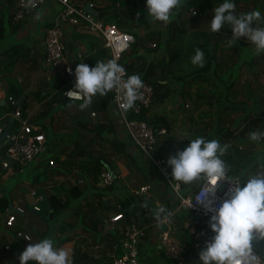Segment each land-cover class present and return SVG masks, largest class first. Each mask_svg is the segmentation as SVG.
<instances>
[{"label":"trees","instance_id":"trees-1","mask_svg":"<svg viewBox=\"0 0 264 264\" xmlns=\"http://www.w3.org/2000/svg\"><path fill=\"white\" fill-rule=\"evenodd\" d=\"M117 2L121 6V10L119 12H116V9H114L116 8L115 6H117ZM221 3H223V0H182V7L175 11L173 19L166 25L163 32L160 31L165 34L161 46L159 43H154L153 47L147 46L144 43L146 39H152L148 37V35H150V30L140 34L136 31V27H134V25L145 23L142 18V12L144 10H141L142 6H140V0H138V5L135 0H111L110 4L105 8L99 9L94 6V8L98 10L97 16L100 18L104 14L109 13L110 18L108 19L116 20L121 18L125 22H128L116 24L120 31L128 32L134 37V41L129 45V47L121 52L119 62L126 69L128 75L139 74L142 80H145L152 85L154 92L153 102L155 105L150 109H145L132 115V118H141L154 127L162 125L169 129L170 121L165 112L168 109L165 106V103L173 91L176 90L180 93L181 98L185 97L189 99L191 96L189 88H191L194 83H200L199 89H202L203 84L208 81H220L223 85L219 87L213 85L208 89V92H206L207 94L201 93L200 91H197L196 93L197 101L194 102V107H199L200 104H204L206 102L210 108H215L214 112H207V115L213 116L215 120L212 123L204 121L205 125L214 124L212 125L213 128L208 132H203V135H201L202 128H197L195 137H203L205 140H211L214 137L212 135H218L217 137L220 139V143L222 145H228L224 142V138L226 139L232 136L233 133L232 131L225 130V123L230 122L238 127L246 118L249 117L250 111L252 110L249 107L250 105L245 101H233L228 99V90L233 84L234 77L236 76L240 65L237 63L230 67H226V69L222 70V73H224V76L222 75L223 77H215V74L217 75V72L215 71L217 62L216 56L209 51L207 46L197 44L193 45L191 48H200L205 51V66L202 68L198 67L187 73L176 75L172 72V62L176 57V52L170 46L172 41L179 42L182 39L185 32L184 19H182V15H184L190 7H197L201 12H205L207 10L215 9ZM176 15L178 16L177 19ZM8 17L4 20L0 13V40L4 38L7 28L10 26V17ZM21 23L15 25L13 29L18 28ZM50 26V22L44 23V27L46 29ZM228 27V25H225L221 29L225 30ZM106 56L109 59L108 49H99L86 53L82 58V62L90 67H94L97 61H105L104 58ZM40 59L41 54L29 38H25L20 42H15V44H11L6 49L0 51V75L4 72L7 74L12 73L17 67L23 65H27L30 70L36 73L39 71ZM1 81L2 79L0 77V82ZM67 83L68 80H66L63 76H59L57 85L54 86L53 91L49 93L45 89H33L28 83L24 86L20 85L17 83L16 78L5 76V82L3 83L5 102L9 103L7 98H13L14 91H16L19 95L27 92V96L24 97L21 107L19 108L20 115L25 117L26 110L29 105V96H32L31 99L41 101L49 95L50 104L38 111L33 117L29 118L28 121L40 126L44 130L45 152L43 157L44 159H47V157L52 158L58 167L51 168L48 166L47 160L46 166L43 167V170L29 179V185L38 186L39 184L44 183V181L52 177V172L54 174H59L61 166L74 170L77 172L76 174L82 176L81 183L69 182L65 184L64 191L61 196H56L52 192H46L48 193L47 198L52 211L51 220L58 222L57 229L61 233L60 235H63L59 236V239L68 234V236H70L73 240L70 258L72 264H108L109 257L106 253L108 250L113 248L117 240L122 236L125 227L131 223L133 210L136 208L142 209L152 203H148L146 200L139 198V196H136L131 192L126 193L122 199L117 197L114 198L116 196V191L119 189L118 179H114V181L108 186L97 184L98 169L101 165H107L115 175L118 174L114 171L111 164L112 162L105 156V154L100 153L96 155H89L86 157L87 160L82 165H80L81 163L73 164L71 152L66 151L69 143L71 142L67 136L65 138L67 139L66 143H64L56 151H49L48 148H55L57 146L55 140L58 138V136L51 131L52 125L54 122H57V124L61 121L65 122L67 120L66 117L69 118L68 113L64 112V107L74 102L66 99L62 94V88L66 86ZM173 86L176 88L173 89ZM213 95L216 99L214 103H212ZM80 103L81 101H76L75 104L79 106ZM5 104L0 105V109L2 112L8 113L11 109V104L8 108H6ZM257 104L258 103H252V106ZM104 105L105 101L103 99L96 98L93 99L90 107L85 110L90 113L92 110ZM162 111L165 113H162ZM60 112L62 113L57 115V113ZM235 113L236 116L234 118L228 117ZM261 113L264 115V109ZM71 116V118H74L73 115ZM7 118L8 116H3L2 120L7 121ZM47 119L48 123H45V120ZM76 122L81 127L87 128L84 117L82 119H76ZM105 127H107L106 131L113 130V127L110 125ZM101 128H104V126L93 125L91 128L86 129L85 132L94 131V136L101 139L105 136L104 131H100ZM210 132L212 133L210 134ZM87 135H81V139L84 141L83 143L89 141L90 138L92 139V137L89 138ZM127 138L131 143L128 135ZM104 141L107 143V148L110 152L117 155V158L123 159L127 168H132L135 171L140 184L153 183L148 169L142 166L139 158L129 149L126 141L120 140L114 135L110 138L106 137ZM75 142L77 145L76 149L82 152V145L77 141ZM90 142H93V139ZM185 147H187L186 143L183 146L173 148L169 142L168 146L164 147L161 152L159 151L160 153L158 152V154H165L168 156L175 155L177 151H181ZM64 152L67 154V159L61 158V155L64 154ZM0 155H3L2 147H0ZM262 156H264V151L262 153H256L255 150L242 148L239 145H229L227 152L222 158L230 167V173L239 175L243 182L247 180L248 176L260 170L261 167L264 166V159H258V157ZM14 165L17 166L16 168H20L21 166L19 164ZM89 179H91L92 182H90ZM164 185L167 186L165 183ZM186 186L187 185H184V188ZM26 190L27 188H24L22 191L25 192ZM87 190H89L90 193H87ZM112 198H114L115 201H113ZM0 202H2L0 210H3L8 202L4 197H0ZM118 204L120 205L119 207L117 206ZM71 206L72 208L69 210V207ZM153 206L154 209L151 208L152 210L150 211L151 218H154L155 216L154 210L156 209V204L153 203ZM117 211L122 212L123 217L114 223L108 224L107 222L109 217ZM177 217L181 218L182 215L179 214ZM148 235L149 234L147 233L145 254L150 256L152 253L158 251V247L154 242L155 239L149 240ZM256 242L257 241L253 242L254 248L259 247L256 246ZM262 242H264V240H262ZM119 253L120 247L116 246V254ZM157 262L158 261L154 262V264H172Z\"/></svg>","mask_w":264,"mask_h":264},{"label":"crops","instance_id":"crops-1","mask_svg":"<svg viewBox=\"0 0 264 264\" xmlns=\"http://www.w3.org/2000/svg\"><path fill=\"white\" fill-rule=\"evenodd\" d=\"M76 0H74L75 2ZM95 7L102 9L105 8L107 5L110 4L111 0L109 1L108 4H103L105 2H103L102 0H92ZM141 4L140 6L143 4L142 6V10H144L142 12V18L144 19L145 23H141V24H137L134 25V27H136V31L139 32L140 34L146 32L147 30H152L154 28H156L159 31H162L166 28L167 24H158L155 25L154 23L157 21H153L152 18L147 14V10H146V5H145V0H140ZM233 2L236 5V13L240 14V13H247L250 12L252 10H259L262 15H264V0H233ZM2 3H5V1H3ZM13 4H14V0H8L7 6H9L10 10H8V16L11 17V12L13 10ZM59 6V8H56V6ZM117 6H115L116 8V12H119L121 10V6L120 4L117 2L116 3ZM139 7V6H137ZM195 8L197 10L196 14H192L191 13V9ZM61 9V5L59 3H57L56 1L53 0H46L45 3L42 5V7L38 8L36 11H31L28 12L24 19L21 21L22 23L19 25L18 28L13 29L12 26H9V30H7V34L12 35L15 39H18V41H22L25 38H29L32 43L37 47L39 53L41 54V59H40V63H39V71L34 73L33 71L30 70V68L27 65H23L20 67H17L12 73L7 74L6 72H4L3 74L0 75L2 81L0 82V99L4 98L5 99V91H4V82H5V76L7 77H14L16 78V81L18 84L20 85H26V83H28L30 85L31 88L33 89H45L48 91L47 88H50L49 86V82L50 80H52L54 78V80L56 81V83H54L53 85L56 86L57 85V80L59 76H63L66 80H68V83L66 84L65 87H74L75 85V80L71 81V79L63 72V70L61 68L56 69L54 72L50 71L49 69L43 68L42 66V58H43V38L45 36V27H44V23H52L53 19L55 18V16L57 15V13L60 11ZM214 10H207L205 12H201L200 10H198L197 7H190L188 9V11L185 12L184 15H182V19H184V28H185V32L184 35L182 37V39L180 41H184V48H183V53L181 54V56H179V53L174 49V41H172L170 43V46L172 47V49L176 52V57L174 58L173 62H172V72L173 74H182V73H187L190 72L196 68H198V66H195L191 63V57L195 54L193 48H191L193 45H205L208 47L209 51L216 56V67H215V71L217 72V75L215 74V77H223L224 73H222L223 69H226V67H230L234 64H239V70L237 71L236 76L234 77V81L232 86L229 88L228 90V99L229 100H235V99H230V96L234 93L235 90H237V87L240 88V90H237L238 94H242V99L238 100V101H245L247 104H249L248 106L250 107V109H252L250 111L249 117H259V118H263L264 115L263 113H261V111L264 109V54L261 55H254L253 54V50H254V46L246 40V38L241 37L239 38L234 46L232 48H230L228 46V41L227 39H230L232 37V32H231V28L230 26L225 29L222 30L220 29L218 32H211L210 31V27L209 24L211 19L213 18L214 15ZM98 11V10H97ZM101 11V10H100ZM0 13L2 15V17L5 15L4 11L1 9L0 7ZM7 16V17H8ZM8 17V18H9ZM110 18L109 13L104 14L101 19L103 20H111V23L114 24H118V22H114L113 20L115 19H108ZM178 18V16L176 15V19ZM123 23H128L123 21ZM260 26H264V23H262ZM158 31V32H159ZM11 33V34H10ZM5 38V37H4ZM4 38L2 40H0V51L6 49L7 47H9L12 43L9 41H6L4 43ZM148 42V40L146 39L144 41ZM65 57H66V63L69 64L73 71L75 72V68L79 63H82V58L84 57V55L86 53L89 52H93L95 50H99V49H106V47H104L103 44V40L101 39V37L95 33H91L89 32L84 26L82 25H77V26H73V27H66L65 28ZM80 49H84V52L81 54L79 52ZM204 51V50H203ZM205 53V51H204ZM105 61L108 60L107 56L104 58ZM205 61H206V53H205ZM206 63V62H205ZM60 69V70H59ZM223 75V76H222ZM39 76H41V80L39 81ZM4 77V78H3ZM199 84L200 83H194L191 88H189V91L191 93V111L189 109H186L187 113L189 114V116L187 117L188 120L193 123V118L191 117V112L194 109H199L201 106H203L204 104H200L199 107L197 106L196 108L194 107V102L197 101L196 98V93L197 91H200L201 93H205L208 92V89L210 87L214 86H221L223 85L222 82L220 81H208L206 83L203 84L202 89H199ZM210 85V86H209ZM54 86H51L54 88ZM209 86V87H207ZM205 87H207L205 89ZM53 88L51 89L53 91ZM62 88V89H63ZM195 88V89H194ZM198 88V89H197ZM204 89V90H203ZM51 91V92H52ZM49 92V91H48ZM27 93V92H24ZM50 93V92H49ZM30 97V96H29ZM28 97V98H29ZM32 98V96L30 97ZM48 99V105H49V95H47L43 100ZM96 98H101L105 101V105L101 106L95 110H92L91 112H93V115L95 116L94 119H92V114L91 112L88 113L87 110H81L79 108L78 105H76V101L77 100H73L74 102L68 104V105H73L75 106V110L72 112H68L66 111V108L64 107V112L68 113L69 118L66 117V121L65 122H60L59 124H57V122L52 125L51 127V131H53L58 138L55 140V142L57 143V146L55 148H48L49 151L53 150L56 151L58 148H60L64 143L67 142L66 136L72 141V139H74L75 141L79 138H81V136L79 137V135L81 134L82 131V135H86L88 134V137H92L93 139V143L94 142H98V139H100L99 137H95L94 136V131H86L84 130L83 132V127H81L80 125H78V123L76 122V119H82L83 117L85 118V123H86V127L87 129L91 128L93 125H98V126H104V128H101L100 131H106L107 125H110L113 127L112 131H108L106 133V135L104 136V138H101V141H103L105 144H101L102 145H106L107 143L104 141V139L110 138L113 135L120 139V140H124L127 142V145L129 146V149L137 155V157L139 158V161L141 162L142 166L145 167L146 169H148L149 171V175L153 181L152 184H148L150 186V189L148 190V195L151 194L155 201L159 202V189L166 187L164 185V182L161 181V179L155 174L153 168L149 167L148 163L140 157V155L138 154L137 150L135 149L134 145L132 144V142L130 143V141L127 138V132L126 129L117 113V110L115 108V106L111 103L110 101V91L103 97H99L96 96L93 99ZM34 99H29V105L30 102H32ZM41 100V101H43ZM216 101L214 95L212 98V102ZM37 101V100H34ZM38 101V102H41ZM237 101V100H235ZM6 103V102H5ZM82 103V101H81ZM252 103H258L257 107L252 106ZM179 104V103H178ZM178 104H176V107L178 106ZM260 104V106H259ZM28 105V108L26 110V116L29 118L33 117L34 115H31L32 113V109L30 108V106ZM67 105V106H68ZM162 106V105H161ZM165 106L168 108L166 110L169 111L170 105L166 102ZM47 107L46 105H43L42 108ZM159 108V107H158ZM214 108V107H212ZM161 109V108H160ZM209 109H211L209 107ZM215 111V109H214ZM212 111V112H214ZM10 110L9 112H2V110L0 109V122L3 119V116L7 117L10 114ZM57 113V115L61 114ZM162 113H165L164 111H162ZM177 113V112H176ZM178 114V113H177ZM73 115L74 118H71ZM167 117L168 114L166 113ZM118 116V117H116ZM201 116V115H199ZM236 116V113H235ZM234 116V117H235ZM4 121V120H3ZM71 121L73 122V130L69 131L67 129V123ZM190 122V123H191ZM45 123H48V119L45 120ZM64 124V125H62ZM40 127V126H39ZM171 125L169 127V130H171L170 135L167 137V140L170 142V145L173 148H177L178 146H176L174 144L175 141H172L174 135L172 133V129H171ZM41 131L44 134V130L40 127ZM85 129V128H84ZM248 130L250 132L254 131L255 128H253V126H249ZM262 128H259L258 131H261ZM91 138L89 139L90 142L92 140ZM92 143V142H90ZM77 145H75L74 148ZM168 146V143H164L161 145V147L159 148V151L161 152L162 149L164 147ZM70 147V145L68 146V148ZM68 148L66 149V151H68ZM82 148V152H80L79 154L82 155V153L84 152L83 146H81ZM103 147L98 148L97 150H101L103 149ZM88 149V148H86ZM79 151V150H78ZM45 152V150H44ZM43 154L31 161L28 162L26 164L23 165H27L28 168L25 169L24 172L19 173V171L21 170L22 166H20V168H16L17 166H15L14 164L11 165L12 171H17L14 174V177L16 179V181L18 182V179L16 178L17 176H22L23 179L22 181L25 182L26 179L28 180L27 185L24 184H19L17 187H23V188H27V193H15L14 190L17 189V191H19L20 189L15 188L17 182L13 183L10 182V187L9 190H7V183L4 182L5 176H1L0 177V197H4L7 200V205L3 210H0V264H5V263H9L12 264V261H16L15 263L19 262V256L20 254L24 251V249L26 248V246L28 245V241H25L24 239L22 240L21 238H17L14 233L17 230H20L24 233H26L30 239H35L33 238V236H31L30 231L28 230V227L31 223H35L38 224L39 223V219L41 218L42 221L45 222L46 217L48 215L49 212V202H48V198H47V194L49 192H52L53 194H55L56 196H61L63 194L64 191V185L71 182V183H81L82 181V176H80L79 174H76L77 172L74 170H70L69 168L60 167V173H56L54 174L52 172V177H50L49 179H47L46 181H44V183L39 184L38 186H30L29 185V179L35 175L40 173V171L43 170V167L46 166V161L49 159V157H47V159L43 157ZM108 153V156H106L112 163L111 164H115L114 166L116 167V173L121 175V182H124L127 186V188L125 189L126 192H131L134 191L136 189H138L141 185L138 182V178L136 177V173L130 171L128 168L125 167L124 164H122L117 156L110 152L109 150L106 151ZM110 152V153H109ZM159 152V153H160ZM103 154V152H98L97 154ZM165 155V154H162ZM89 156V155H88ZM167 158H169L168 155H165ZM86 157L82 159H76L75 155H72L71 159H72V163H78L80 165H82L85 161H86ZM61 158L63 159H67V154L66 152H64V154L61 155ZM69 159V157H68ZM56 164V162H55ZM1 165V164H0ZM79 165V166H80ZM57 164L54 167L51 168H57ZM5 169L9 168V167H4ZM114 168V167H113ZM134 173V174H133ZM133 175H135L134 179L130 181V183L126 182V180H130V177ZM87 176V175H86ZM61 177L64 179V182L62 181H57L59 180L58 178ZM88 177V176H87ZM127 178V179H126ZM11 179V178H10ZM25 179V180H24ZM126 179V180H125ZM90 182L91 179H89ZM15 184V185H14ZM98 185L99 184V179H98ZM145 184V183H144ZM129 185V186H128ZM120 189V188H119ZM118 189V190H119ZM31 190H35L36 192H41L43 193L44 197H45V201L41 202L39 204L40 206V211L38 212H34L32 210V203H33V198L30 195V191ZM8 192V193H7ZM48 192V193H46ZM159 192V193H157ZM87 193H90L89 190H87ZM157 193V195H156ZM91 195V194H90ZM157 196V197H156ZM170 202L168 200H166V206L165 209L167 208V203ZM2 206V202H0V207ZM17 207H19L22 212L16 213L15 215V220L13 222L12 226H5L4 222L7 216V213L11 210L16 209ZM72 206L70 207L71 210ZM135 210H139V208H136L133 210V212ZM15 211V210H14ZM41 216V217H40ZM40 217V218H39ZM179 218V217H178ZM154 220H158L159 218H157L156 216H154L153 218ZM177 219V217H176ZM58 230V229H57ZM160 230V226L159 224H154L151 229L148 232V239H155L154 242L156 244V236L158 234ZM42 232H44V230L42 229ZM59 232V231H58ZM61 233L59 232L58 236ZM40 235V234H39ZM68 235V234H66ZM176 235L178 236V238L184 241V239L186 240V236L184 235V233L181 231V228L178 229V231H176ZM36 241L42 240L45 238V236H43V233L39 236L36 237ZM60 238L59 240L64 239ZM55 241V239H53ZM36 243V242H35ZM67 243H69V252L71 253V248H72V244H73V240H65L64 242H62L61 244H59L57 246V248H63L64 246H68ZM8 245V248H6L5 246ZM71 258V256H70ZM158 261L159 263H161V261L159 260L158 257V251L152 253L150 256L144 254V258L142 259L141 264H154V262ZM157 262V263H158ZM28 264H36L35 261H29Z\"/></svg>","mask_w":264,"mask_h":264},{"label":"built area","instance_id":"built-area-1","mask_svg":"<svg viewBox=\"0 0 264 264\" xmlns=\"http://www.w3.org/2000/svg\"><path fill=\"white\" fill-rule=\"evenodd\" d=\"M46 0H14L13 10L10 17V26L12 28L21 23L28 12L36 11L42 7ZM61 5L60 11L57 13L51 26L46 29L43 38V68L55 71L61 68L63 72L71 79L75 80V75L72 67L66 63L65 57V28L77 25L84 26L89 32L95 33L103 40L104 47L108 49L109 59L120 60V55L123 50L129 47L134 41L132 34L122 32L117 25L111 22H106L98 16H93L84 9V5L94 8L92 0H53ZM146 5V0H145ZM192 14H196L195 8L191 9ZM118 39L120 40V48H118ZM154 46V43H152ZM108 59V60H109ZM120 63V62H119ZM71 69V71H69ZM144 88L141 89L142 97L136 101L135 107L127 114H121L119 110V101L115 98L114 91H110V101L115 106L117 113L126 129V132L137 150L140 157L146 161L149 167L153 168L155 174L163 181L170 189L176 201L168 202L166 210L173 213L170 220H164L163 215L157 221L150 217L149 206L135 210L132 213L131 223L125 227L122 236L117 240L112 249L107 251L109 257L108 264H141L144 258V247L146 236L149 229L154 224H159L160 230L156 236V245L158 247V257L161 262L172 264H194L199 263L198 253L205 247L206 241H210L214 235L212 233L208 221L214 211H209L205 204L211 201L213 209L218 208L220 204L227 199V193L231 187V176H238L235 173L229 174V179L220 180L215 188V194L209 192L204 202L197 200L203 196L206 185L197 181L184 188V184H177L171 179V168L167 165L168 158L165 155L158 154L159 148L164 143H169L167 137L171 130L166 126L159 125L154 127L141 118H132L131 116L139 113L142 110L150 109L155 105L154 92L152 85L143 80ZM73 87H65L62 89V94L66 99L82 101L75 95L68 97L67 92ZM5 100V99H4ZM9 105L13 104V98H7ZM10 114V113H9ZM93 115V112H91ZM15 122V123H14ZM6 121L0 122V133L3 131ZM45 136L40 127L28 121V117H22L19 108L13 114V121L6 135L1 140L3 149V158L0 163L2 167H9L13 164L23 165L39 158L45 150ZM189 143V142H188ZM187 143V146H188ZM48 166L54 167L55 161L49 158ZM99 184L102 186L110 185L114 179H121V175H115L110 172L104 165L98 169ZM242 181V180H241ZM150 186L145 183L131 193L138 195H148ZM33 198L32 210L40 211L39 204L45 201L43 193L31 190ZM192 202V203H191ZM120 206L119 204L117 205ZM15 210V211H14ZM7 213L5 226L13 225L15 214L22 212L17 207ZM186 212L191 213L189 217ZM182 217L178 218L177 215ZM185 214V215H184ZM123 217V213L117 211L109 217L108 224L114 223ZM177 217V219H176ZM181 228V231L187 237L186 240H180L176 235V231ZM15 236L24 240H29V236L20 231H15ZM116 246L120 247V253L116 254ZM8 248V245L5 246ZM254 252L264 259V249L254 248Z\"/></svg>","mask_w":264,"mask_h":264},{"label":"clouds","instance_id":"clouds-1","mask_svg":"<svg viewBox=\"0 0 264 264\" xmlns=\"http://www.w3.org/2000/svg\"><path fill=\"white\" fill-rule=\"evenodd\" d=\"M180 7L182 0H146L147 14L153 21L163 24L170 23ZM262 23L264 15L259 10L237 14L233 0H223L215 8L208 24L212 33L218 32L225 25L230 26L232 37L227 39L230 48L239 38L244 37L254 46L253 54L261 55L264 54ZM194 52L191 63L204 67V51L196 48ZM74 75L75 85L66 95H75L82 100L79 104L81 110L89 108L94 97H103L109 91H114L120 113L127 114L142 97L144 82L141 76L128 75L115 58L97 61L94 67L79 63ZM248 139L262 143L264 131H252L248 133ZM187 143L188 146L183 150L169 156L167 165L171 168V179L178 185H191L197 181L206 185L203 196L197 200L203 203L209 192L215 194L218 181L229 179L231 170L222 158L229 145H222L217 139L205 140L203 137ZM258 159H264V156ZM205 207L215 213L208 221L214 235L198 253L199 264H264V259L253 250L254 241L264 240V166L243 182L238 176L232 175L227 199L218 208L213 209L211 201ZM162 214L164 220H170L173 215L158 205L154 215L161 218ZM70 256L68 250L55 247L53 239L44 238L37 243H28L19 256V264H28L29 261H35L36 264H72Z\"/></svg>","mask_w":264,"mask_h":264},{"label":"rangeland","instance_id":"rangeland-1","mask_svg":"<svg viewBox=\"0 0 264 264\" xmlns=\"http://www.w3.org/2000/svg\"><path fill=\"white\" fill-rule=\"evenodd\" d=\"M3 1H5V3H2ZM102 1L105 2L103 4H108L110 0H102ZM7 3H8V0H0V7L5 13V15L3 16L4 20L7 19L8 10H10L9 6H7ZM141 6H143V4ZM56 8H59V6L57 5ZM141 10H142V8H141ZM172 19H173V17H172ZM104 21L112 22L111 20H104ZM113 21L115 23L116 22L123 23L124 20H122L121 18H118V19L113 20ZM160 23L163 24L162 22H157V23L155 22L154 24L158 25ZM7 30H9V27L7 28ZM158 31L159 30H157L156 28L150 30V35H148V37H150L152 39H148V42H145V44L147 46L153 47L152 43H159L160 46H161L162 40L165 37V34L161 33L160 31H159L160 32L159 33ZM7 32L8 31H6V34L4 36L5 37L4 40H3L4 43L6 41H8V42L10 41L12 44H15V42H18V39H15L12 35L7 34ZM183 48H184V41H179V42L178 41H174V49L179 53V56H181V54L183 53ZM79 52L82 54L84 52V49H80ZM40 80H41V76H39V81ZM48 82H49L50 88H47V89H48L49 92H51L52 91L51 89L53 88L51 86H54L53 84L56 83V81L53 78L52 80H50ZM209 86H207V87H209ZM207 87H205V89ZM175 88L176 87L173 86V89H175ZM237 90H240V88L237 87ZM237 90H235L234 93L230 96V99H235V100L242 99V97H243L242 94L241 93L238 94ZM29 99H31V98H29ZM47 100L48 99L46 98L45 100H43L41 102L34 101V100L32 102H30L29 106L32 109L31 115H34L35 113L40 111L42 109L43 105L48 106ZM68 100H71V99H68ZM167 103L170 105L171 108H169V111H167V112L165 111V112L168 114L167 118H169L170 125L172 127L171 128L172 129V133L174 135L172 141H175L174 144L176 146H178V147L179 146H183L185 143H187V141L192 140V138L195 139L196 138L195 137V133H196V129L197 128H202L201 135H203V132L204 133L208 132V131H210V129L213 128L212 125H214V124L205 125V122H204V121H209V122L212 123L215 120L213 116L207 115V112H209V111L212 112V111H214L215 108L209 109L210 106L206 102L199 109H194L191 112V117L194 120L193 123L191 122V120L190 121L188 120L187 117L189 116V114L186 111V109H189L190 111L192 109V107H191V98H189V99L185 98V97L181 98L180 93H178L175 90V91L172 92L171 96L168 98ZM212 103H214V100H213ZM176 104H178L177 107H176ZM5 106H6V108H8L9 107V103H6ZM65 108H66V111L72 112V111L75 110L76 107L73 106V105H68ZM199 115H201V116H199ZM234 116H235V114H232V115H230L228 117H233L234 118ZM91 117H92V119H94L95 116L92 115ZM116 117H118V116H116ZM250 125L253 126V128H255V131H258L259 128H262L261 131H264V117H263V119L259 118L257 116L256 117L246 118L238 127L233 125L230 122H226L224 127H226L227 129L225 128V130L232 131L233 134H232V136H230V137H228L226 139L224 138V142L227 143L228 145H237V146L239 145L242 148H247L249 150H255L256 153H262L264 151V142L256 143V142L250 141L248 139V132H249L248 127ZM67 129L69 131L73 130V122L69 121L67 123ZM86 129L87 128H85V129L83 128L82 129L83 132ZM107 132L108 131H104V134L106 135ZM211 133L212 132H210V134ZM81 135H82V131H81V134L79 135V137ZM212 136H214L212 139H218L220 141V139L217 137L218 135H212ZM102 138H104V137H102ZM76 141L79 142V144H81L83 146V149H84V152L82 153V155H80L79 154L80 151H78V149L74 148L75 145H76V142H75L74 139H72V141L69 143L70 147L68 148V151L71 152L72 155H75L76 159H82V158H84L85 156H88V155H96L98 152H103V154H105V156H108V153L106 152V151H108V148H107L106 145H102L101 146V144H105L103 141H101V139H98L97 143L96 142H94V143L93 142L92 143H90V142L83 143L84 141L81 138L77 139ZM103 146H104L103 149L96 151L97 147L100 148V147H103ZM86 148H88V149H86ZM2 158H3V156L0 155V161H1ZM86 160H87V158H86ZM118 160L122 164L125 165V161L123 159H119L118 158ZM114 165L115 164H112V166L114 167V170L116 171V167ZM125 167H126V165H125ZM27 168H28L27 165H23L21 170L19 171V173L24 172L25 169H27ZM128 169L130 171H132V172H135L132 168H128ZM16 172L17 171H12L11 166H9V168L5 169L4 167H2L0 165V177L1 176H5L6 179H4V182L7 183L6 184L7 185V190H9L10 182H13V183L17 182L15 177H14V174ZM133 174L130 177V180H126L127 178L125 179L126 182L130 183V181L134 179L135 175H133ZM16 178L18 179V182H17L15 188H18L20 190L17 191V189H16V190H14V192L15 193H21V192L22 193H27V190L25 192L22 191L24 189L23 187L21 188V187H17V186L19 184H21V183L24 184V185H27L28 180L26 179V181L23 182L22 181L23 179H20V178H23V175L22 176H17ZM58 179L59 180H57V181L64 182L63 178L59 177ZM118 183H119V188L120 189L116 191V196L114 198L117 197V198H121L122 199V198H124V196L127 193L126 190H125L127 188V186H126V184L124 182L118 181ZM159 191H160V193L159 192H157V193H159L158 197H159V202L160 203H158L156 205V208H157L158 205L165 208L166 200L171 201V202L176 201L174 196H173V194L171 193L170 189L167 186L166 187L163 186V188L162 189L160 188ZM157 193H156V195H157ZM114 198H112L113 201H115ZM148 206H149V208L154 209L153 203L151 205H148ZM69 210H70V207H69ZM185 214H187L189 217H192L191 213L186 212ZM57 224H58V222L55 221V220H53V221L52 220H45V222H44L40 218L38 224L31 223L29 225V227H28V230L30 231L31 236H33V238H35V239H31L30 241L29 240H25V241H28L30 243H35V242H37L36 241V239H37L36 237H39L42 233H43V236H45V238L55 239V241H54L55 242V247H57L59 244H61L65 240H69V239L72 240L70 238V236H68V235H64L65 238L62 239V240H59V236H58L59 232L57 230ZM42 229L44 230V232H42ZM61 236H63V235H61ZM67 245H68L67 247L64 246L63 248L69 251V245L70 244L67 243ZM256 246H259V248L261 247V248L264 249V242H262V240L258 241V242H256ZM144 252H145V247H144ZM15 262L12 261V264H19V262L18 263H15ZM5 264H7V263H5ZM194 264H198V263L196 262Z\"/></svg>","mask_w":264,"mask_h":264},{"label":"water","instance_id":"water-1","mask_svg":"<svg viewBox=\"0 0 264 264\" xmlns=\"http://www.w3.org/2000/svg\"><path fill=\"white\" fill-rule=\"evenodd\" d=\"M136 4L138 5V0H135ZM84 9L91 13L93 16H97L98 15V11L95 8H90L88 7L87 4L84 5ZM27 96V93H23L21 95H19L16 91L13 92V104L11 106L10 109V115L7 118V121L4 125L3 131L0 133V146H1V140L2 138L6 135V133L8 132L9 128L11 127L12 121H13V114L15 113V111L21 107L22 101L24 99V97ZM5 104V100L4 98L0 99V105H4ZM106 167V169L108 171H110L112 173V170L107 166L104 165ZM139 198L146 200L148 203H154V204H158L157 201H155L154 197L149 194V195H138ZM52 219V211H51V206H49V212L48 215L46 217V220H51Z\"/></svg>","mask_w":264,"mask_h":264},{"label":"bare ground","instance_id":"bare-ground-1","mask_svg":"<svg viewBox=\"0 0 264 264\" xmlns=\"http://www.w3.org/2000/svg\"><path fill=\"white\" fill-rule=\"evenodd\" d=\"M120 45H121V43H120V40L118 39V48H120Z\"/></svg>","mask_w":264,"mask_h":264}]
</instances>
